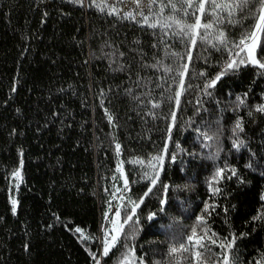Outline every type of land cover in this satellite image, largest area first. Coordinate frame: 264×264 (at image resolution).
Here are the masks:
<instances>
[{"label": "trees", "instance_id": "trees-1", "mask_svg": "<svg viewBox=\"0 0 264 264\" xmlns=\"http://www.w3.org/2000/svg\"><path fill=\"white\" fill-rule=\"evenodd\" d=\"M104 1L0 0V264H119L127 255L135 264H222L225 252L230 264H264V69L226 67L257 13L237 10L219 26L227 46L197 38L186 47L170 30L109 15ZM256 57L264 62V31ZM161 155L153 186L145 173ZM118 192L121 223L139 204L136 223L100 255ZM193 228L190 246L203 237L211 253L170 257Z\"/></svg>", "mask_w": 264, "mask_h": 264}, {"label": "snow or ice", "instance_id": "snow-or-ice-1", "mask_svg": "<svg viewBox=\"0 0 264 264\" xmlns=\"http://www.w3.org/2000/svg\"><path fill=\"white\" fill-rule=\"evenodd\" d=\"M74 3H80L82 0H72ZM153 3H155V0H152ZM100 7L99 5H97ZM207 6V7H206ZM258 6V7H257ZM165 9L169 12V15L166 17L164 15ZM103 10V9H102ZM241 11L245 12L247 10L246 14H252L254 11L257 13V15L253 16L254 20H258L257 23L254 24V27L257 31H264V0H171V2H166L161 5L158 11H151V17L152 22L149 20L148 15L143 16V23L147 25L148 27L152 29H157L158 27L162 30V32L167 33L169 30L171 31V35L173 37H180L181 39L186 40V47H193L196 44L197 38L201 41V43L210 44L213 48H220L221 45L227 46V41L224 38L223 32L219 31V26L222 25L225 21L227 22H233L234 20V12L235 11ZM200 13L205 16L210 17V22H206L201 24V19L196 14ZM109 15L112 13L109 12ZM127 18H133L134 17H127ZM188 18H191L193 22H188ZM203 29L201 32L200 29ZM251 39L252 44L251 47L248 48V54L250 63L258 65L259 68L264 69V62H260L259 60H256L252 57V51L256 47V33H251ZM241 44L244 43V40L242 39ZM244 59H240L237 63L235 60L227 64V69H233L235 67H239L240 65L245 64ZM182 71L179 73L180 76V82L178 84V87L183 90L184 80L183 77L186 74L187 71V64L181 65ZM168 71V69H166ZM220 79V76L218 75L214 80H212L209 84L205 85L206 88H211L215 83ZM178 97L175 98V104L179 105L180 100L179 97L181 96V91H177ZM239 99V98H237ZM243 101H241L242 103ZM153 107H159L158 104H154ZM260 111H264V107L259 108ZM109 120H111V116L108 117ZM171 119H175V112H173ZM242 131V127L239 124V122L236 125V129L234 131ZM205 139H211V137H208L206 134ZM243 142L239 141L237 143H234L233 147L238 151L239 148L242 146ZM116 151L119 153L120 145L116 144ZM163 156L154 157L152 163H150L147 167L151 170L150 173L146 172L145 176L147 179L150 180V183L155 186L157 183L158 173L156 172V167L159 164L161 160H163ZM175 159V157H173ZM119 171V168L117 169ZM224 172V169H217L215 176L220 177L222 173ZM19 172H14L13 176L16 178H19ZM236 171L232 170V176H236ZM215 178V177H214ZM231 178V177H229ZM115 179V177H114ZM125 187H127V179L124 180ZM165 188L167 186H164ZM210 188L212 186L210 185ZM213 194L219 193L221 191L220 188H213ZM117 191H119L117 189ZM152 191V188L150 187L148 189V192L150 193ZM147 195V193H145ZM129 203H132L129 201ZM161 203H164V200L161 199ZM12 204V213L15 214L17 210V201L13 198L11 200ZM127 207V205H125ZM139 207V204H133L131 208V214L127 215L124 219L123 224L119 225L120 231H123V225L128 224L129 222H132L134 225L136 221H134L133 216L136 213V209ZM163 210V209H161ZM121 213L119 210V206L117 207V211L115 213L116 217H120ZM149 219H152L150 216ZM198 221L202 220V218L198 217ZM113 224H116L117 221L113 220ZM75 231L77 233H81L80 228H76ZM196 228H193L191 235L187 237L188 244H181L179 247H171L169 249L168 255L172 257L177 252H183L188 253L189 256H195L198 260L199 258L203 257L205 253H211V248L208 246V244H205L203 242V237L195 240V246L196 250L194 251V248L190 245L193 244V238L196 237ZM117 239L116 236L112 237V240L115 241ZM211 244H215L216 241L212 240L210 241ZM231 244H228L227 247L231 248ZM221 248H225L224 244L220 245ZM109 251L108 246L106 245L104 248V255H107ZM222 264H230L229 256L225 252L223 255V261Z\"/></svg>", "mask_w": 264, "mask_h": 264}, {"label": "rangeland", "instance_id": "rangeland-1", "mask_svg": "<svg viewBox=\"0 0 264 264\" xmlns=\"http://www.w3.org/2000/svg\"><path fill=\"white\" fill-rule=\"evenodd\" d=\"M70 1H72V0H70ZM82 2H85V0H82ZM165 2H166V0H155V3H153L152 0H105L103 3V6H105V8H107V9H109V12H111V13L118 14V15L132 16L135 19L140 20L143 23V16L141 15V13H143L144 15H148L150 22H152L150 9H151V11H158L159 8L161 7V5L164 4ZM168 2H171V0H168ZM76 4H78V3H76ZM164 15L166 17L169 15V12L167 11V9H165ZM257 22H258V20H256V23ZM252 32H255L256 37H257L256 47L252 51V57L255 58L256 60H258L256 57V51L258 48V43H259L261 31H257L254 27ZM251 44H252V39H251V35H250L247 38V40L242 44L241 50L231 59V62L233 60H235L238 63L240 59H244L246 61L245 64H248V65L253 66V67H258V65L250 63L248 48L251 47ZM161 163H162V160L157 165L156 171L159 170ZM14 172H19V170L16 169ZM121 176H122L121 182L123 181V184H124L123 174H121ZM12 179H14L16 181V183L14 184L13 191H10L9 196H8V201H9V205L11 207V212H12L11 200L13 198L16 200L15 190H16L17 185L19 183L20 175H19V178H16L12 174ZM123 198L124 197L121 195V192H118V193H115V195H112L108 200L109 213L107 215L106 222L103 223V225L101 226L100 255H104V248L106 245L108 246V248L110 250L114 246V244L116 243V241L120 235L121 231L118 229H119V225L122 224L121 223V215H120V217H116L115 213L117 211L118 206H119V210L121 213V207H122L121 205H122ZM113 220H116L117 223L113 224L112 223ZM113 236L117 237V239L115 241L112 240ZM119 264H135V263H134L132 257H130V255L129 256L127 255L123 260H121L119 262Z\"/></svg>", "mask_w": 264, "mask_h": 264}, {"label": "clouds", "instance_id": "clouds-1", "mask_svg": "<svg viewBox=\"0 0 264 264\" xmlns=\"http://www.w3.org/2000/svg\"><path fill=\"white\" fill-rule=\"evenodd\" d=\"M212 138H213V139H217V140L219 139V137H212Z\"/></svg>", "mask_w": 264, "mask_h": 264}]
</instances>
